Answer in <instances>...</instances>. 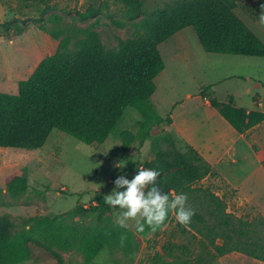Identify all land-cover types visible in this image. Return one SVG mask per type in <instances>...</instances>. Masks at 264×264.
I'll list each match as a JSON object with an SVG mask.
<instances>
[{
  "label": "trees",
  "instance_id": "obj_1",
  "mask_svg": "<svg viewBox=\"0 0 264 264\" xmlns=\"http://www.w3.org/2000/svg\"><path fill=\"white\" fill-rule=\"evenodd\" d=\"M121 1L135 28L134 37L120 39L116 48L109 49L95 30L96 24L53 31L51 37L59 41L57 51L18 83L16 95L0 93V148L39 150L54 130L86 145H103L129 110L136 113L140 132H122V150L128 151L136 142L144 144L152 128L172 123L170 117L158 114L152 100L155 79L165 70L159 46L185 29L194 30L206 53L264 58V43L236 13L238 0H182L138 22L144 14L143 1ZM261 4L264 0L256 5L258 17ZM95 13L91 10L85 16ZM199 95L238 134L264 123V112L237 107L232 97L219 101L213 85L203 87ZM162 140L164 145H155V157L145 167L161 173L157 184L162 193L174 190L187 195L186 204L194 215L189 224L178 222L177 228L183 234L193 232L199 238L200 251L194 259L177 257L169 245L170 258L156 254L151 264H214L233 252L264 264V232L254 235L251 222L235 220L223 199L209 188L197 186L212 174L211 164L193 147L180 151L170 133ZM6 189L12 197H20L27 191V180L10 176ZM104 196L97 194V204L89 208L78 205L71 222L62 216L32 217L17 230L12 219L0 217V264L34 261L33 250L57 264H64L61 253L69 252L80 254L84 264H92L105 249L122 254L123 264H135L143 239L158 235L175 214L169 213L155 231L148 226L143 232L132 231L114 220ZM259 224L264 228V219Z\"/></svg>",
  "mask_w": 264,
  "mask_h": 264
},
{
  "label": "rangeland",
  "instance_id": "obj_2",
  "mask_svg": "<svg viewBox=\"0 0 264 264\" xmlns=\"http://www.w3.org/2000/svg\"><path fill=\"white\" fill-rule=\"evenodd\" d=\"M142 1L144 14L137 22L182 0ZM260 1L238 0L236 13L264 43V24L259 22L255 12ZM91 10L95 15L85 16ZM126 11L121 0H0V93L16 95L18 83L27 80L44 58L57 51L59 41L51 37L53 31L96 24L95 30L109 49L116 48L120 39L134 37L135 28ZM159 50L165 70L155 79V109L164 118L173 113L178 120L187 119L203 141L210 143L216 130L221 131L224 123L229 125L216 110L205 104V99L199 95L203 87L214 85L213 91L219 101L226 102L232 97L239 107H253L255 96L264 103L263 58L206 53L192 28L175 34L162 43ZM169 128L168 123L155 126L144 144L136 142L128 151H123L121 133L140 132L138 117L129 110L118 130L103 145H86L54 130L42 149L0 148V217L12 219L17 230L32 217L62 216L71 222L78 205L89 208L97 204V194H111L119 175L133 179L137 169L145 167V163L155 157V145H164L163 135L172 134ZM176 142L180 151H187V144L177 139ZM253 150L257 152L258 149ZM235 158L237 163L231 164L226 176L235 189L217 173L197 186L209 188L226 202L227 211L235 220L251 222L253 234L262 235L264 228L259 223L264 213L258 206L262 205L260 200H264V168L242 143L236 147ZM121 162L126 165L123 169L116 166ZM10 176L27 180L26 193L17 198L8 193L6 180ZM244 195L253 199V211L241 206L239 199H244ZM118 208L112 207L116 222L120 214ZM139 219L141 222L143 218ZM177 223L174 216L158 235L143 239L135 264H151L156 254L169 259L166 250L169 245L174 247L177 257L194 259L200 251L199 238L193 232L181 233ZM126 227L135 231L137 221L128 220ZM33 252L36 259L24 264H57L39 251ZM61 256L64 264H84L82 256L76 252L61 253ZM114 258L120 261L122 254L113 255L105 249L92 264H117ZM221 259L222 264H263L240 252Z\"/></svg>",
  "mask_w": 264,
  "mask_h": 264
},
{
  "label": "clouds",
  "instance_id": "obj_3",
  "mask_svg": "<svg viewBox=\"0 0 264 264\" xmlns=\"http://www.w3.org/2000/svg\"><path fill=\"white\" fill-rule=\"evenodd\" d=\"M259 22L264 24V4H261ZM116 166L123 169L126 165L121 162ZM160 174L154 168L140 167L131 180L124 174L117 177L113 191L103 200L109 206H119L117 222L120 227H126L128 220L135 219L137 231L143 232L145 226L155 231L165 223L169 213H174L176 220L183 225L190 223L194 210L186 204L187 195L174 190L162 193L157 184ZM139 218H143L142 223Z\"/></svg>",
  "mask_w": 264,
  "mask_h": 264
},
{
  "label": "crops",
  "instance_id": "obj_4",
  "mask_svg": "<svg viewBox=\"0 0 264 264\" xmlns=\"http://www.w3.org/2000/svg\"><path fill=\"white\" fill-rule=\"evenodd\" d=\"M248 93H250V90L248 91ZM233 100L235 105L239 107L236 104L237 101L235 99ZM205 102L206 105L211 106L207 99H205ZM240 108H244L249 112H264V110H262L264 108V103L261 102L258 96H255V98H253V107ZM216 111L218 112V110ZM170 118L172 120V123L170 124L169 129L172 134L176 137L177 141L179 143L183 142L197 150L211 164L213 169L212 174L217 173L220 176V179L222 178V180L231 188L234 187L229 182V180H227L226 176L229 174L231 164L237 163L235 155L236 147L238 146V144H244L245 149L253 153L260 167L264 168V123L247 131L245 134H238L235 129H233L231 125L226 121L229 125H226L224 123L222 127L223 129L221 131L216 130L213 135V140L209 143L208 141H203V139L199 138L198 131L190 127L189 121L187 119L184 118L178 120V118L174 116L173 113ZM255 147H257L258 149L257 152H254L253 150V148ZM212 174L209 176H212ZM244 197V199H239L241 202V206L247 208L248 211H253L255 208L251 203L253 199L251 198V196L244 195ZM260 201L262 205L258 207L259 210L264 213V200ZM222 260L223 259L220 258V261L216 264H222Z\"/></svg>",
  "mask_w": 264,
  "mask_h": 264
}]
</instances>
